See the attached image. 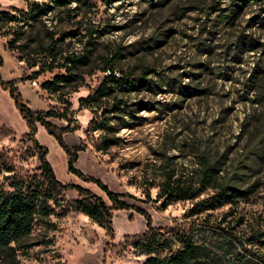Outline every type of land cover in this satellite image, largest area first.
Segmentation results:
<instances>
[{
    "label": "rangeland",
    "instance_id": "rangeland-1",
    "mask_svg": "<svg viewBox=\"0 0 264 264\" xmlns=\"http://www.w3.org/2000/svg\"><path fill=\"white\" fill-rule=\"evenodd\" d=\"M241 2L0 0V11L18 17L32 10L17 22L0 19V41L4 47L10 43L2 78L17 76V87L34 111L69 106L79 127L64 140L69 147H83L75 167L144 210L154 229L191 227L193 239L204 246L202 256L216 264H263L247 238L264 232V0ZM106 64L134 78L148 71L147 78L161 89H116L103 97L102 105L113 97L120 100V110L110 114L116 143L99 149L101 131L88 124L101 109L79 100L97 89ZM58 75L72 80L56 91L41 87ZM50 121L64 125L60 119ZM27 131L14 101L0 87L3 190L12 189L13 178L31 185L41 180L37 153L24 138ZM36 138L47 147L60 182L78 184L110 204L99 186L67 170L65 152L41 125ZM204 156L216 165L217 180L237 176L252 164L240 181L249 195L191 217L185 214L195 200L163 207L158 194L166 177L173 184L197 186ZM211 193L207 188L201 197ZM59 196L80 199L75 190ZM49 203L55 212L36 219L17 248L19 264H144L150 257L130 240L147 231V220L135 209L112 212L110 238L81 210L62 214Z\"/></svg>",
    "mask_w": 264,
    "mask_h": 264
},
{
    "label": "trees",
    "instance_id": "trees-1",
    "mask_svg": "<svg viewBox=\"0 0 264 264\" xmlns=\"http://www.w3.org/2000/svg\"><path fill=\"white\" fill-rule=\"evenodd\" d=\"M57 3L78 2L86 3L87 0H55ZM238 1V0H236ZM242 1V2H241ZM251 0H239L241 3ZM235 3V2H234ZM238 5V4H237ZM32 10L12 14L8 11H0V19L8 21H19L20 17H29ZM33 17V16H32ZM10 43L7 48H10ZM5 47V48H6ZM117 54H115L116 57ZM4 60L0 55V69ZM104 77L97 89L88 96L79 100L80 105L86 107H96L101 112H95L94 118L88 124L90 130H100L99 149L107 148L116 143V128L110 126V114L120 110V100L113 97L110 104H100L105 96H112L116 89L122 91H132L136 88L157 92L161 89L160 84L147 78L148 71H144L143 76L134 78L123 72L115 71L111 64L103 67ZM107 71H109L107 73ZM41 70L36 72L39 74ZM117 73V75H116ZM145 74V75H144ZM23 78H20V80ZM72 76L58 75L52 81L44 82L41 87L48 91H56L61 83L70 82ZM17 80L5 81L0 72V87L7 90L9 96L14 101L22 119L27 125V133L24 138L28 139L36 153L41 170V180L36 184L25 183L22 179L13 178L10 182L11 190H3L0 185V264H19L17 259V248L31 233L37 218L48 217L55 212V208L49 201H53L54 206L60 208V213L65 214L71 210H81L92 221L105 229L106 235L113 237L112 212L118 209L133 208L141 213L147 220V231L130 237L134 248L150 257L144 264H216L214 261H207L202 256L204 246L199 245L193 239V229L185 227L183 224L175 228H168L164 232L158 231L151 226V219L146 212L138 207L129 205L122 199L123 194L111 191L99 179L86 176L75 167L78 153L83 149L82 146L69 147L64 136L68 132L75 131L79 124L75 117V112L66 106L63 111L56 108L48 110L34 111L29 103L23 98L22 93L17 87ZM159 87V88H158ZM189 91L190 87H184ZM189 95L191 92H188ZM50 119H60L64 125L58 127ZM37 125L44 127L45 131L51 135L67 156V170L86 182H91L99 186L106 194L110 204L101 197L93 194L84 187L74 183L60 182L47 159V147L39 144L36 138ZM257 126L255 125L254 128ZM202 174L197 186L170 183L167 176L159 186V197L164 198L163 207L177 200H195L192 207L186 211L185 217L198 215L206 210L215 209L224 205H235L239 200L249 195V188H243L240 184L243 176H248L253 169L252 164H247L240 169L237 176L230 178H216V165L211 163L207 157L201 161ZM207 188H212V193L201 197ZM66 190H75L80 199L66 201L59 194ZM233 239H237L232 234ZM239 243L240 240L238 239ZM247 243L252 247V254L264 264V232H253L247 238ZM178 244L175 249L174 246Z\"/></svg>",
    "mask_w": 264,
    "mask_h": 264
},
{
    "label": "crops",
    "instance_id": "crops-1",
    "mask_svg": "<svg viewBox=\"0 0 264 264\" xmlns=\"http://www.w3.org/2000/svg\"><path fill=\"white\" fill-rule=\"evenodd\" d=\"M6 54H7L6 48L4 47L3 43L0 41V55L3 57V60H4L3 66L6 62ZM2 67L0 69L1 74H2ZM15 79H17V76L13 75V76H8L7 79H4V80L9 81V80H15Z\"/></svg>",
    "mask_w": 264,
    "mask_h": 264
},
{
    "label": "built area",
    "instance_id": "built-area-1",
    "mask_svg": "<svg viewBox=\"0 0 264 264\" xmlns=\"http://www.w3.org/2000/svg\"><path fill=\"white\" fill-rule=\"evenodd\" d=\"M108 72H109V71H107V73H108ZM116 75H117V73H116ZM31 83H32L33 85H36V82H35L34 80H32Z\"/></svg>",
    "mask_w": 264,
    "mask_h": 264
}]
</instances>
